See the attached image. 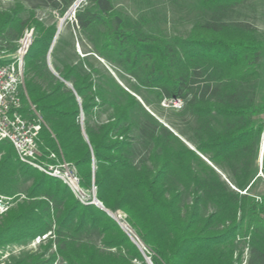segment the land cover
I'll return each instance as SVG.
<instances>
[{"label":"trees","instance_id":"1","mask_svg":"<svg viewBox=\"0 0 264 264\" xmlns=\"http://www.w3.org/2000/svg\"><path fill=\"white\" fill-rule=\"evenodd\" d=\"M19 1L17 9L0 11V48L7 53L30 20L20 16L19 3L61 16L68 7ZM113 1L79 5L73 20L85 56L59 60L61 67L51 66L57 76L46 63L56 25L32 23L21 98L26 116H33L31 107L41 116V158L52 152L73 165L80 186H93L105 210L124 213L152 264H237L242 239L245 264H264V193H251L264 134V34L248 20L230 19L251 0H189L209 18L185 35L158 27L153 0H134L136 17ZM164 99L182 100L176 116L193 120L185 141L148 109ZM24 179L31 183L25 200L0 219V248L50 233L44 241L55 254L11 264H53L57 257L62 264H145L108 213L81 204L0 141V194L14 196Z\"/></svg>","mask_w":264,"mask_h":264},{"label":"rangeland","instance_id":"2","mask_svg":"<svg viewBox=\"0 0 264 264\" xmlns=\"http://www.w3.org/2000/svg\"><path fill=\"white\" fill-rule=\"evenodd\" d=\"M60 1L62 5L68 3V7L62 16L59 14V11L49 8H37L35 9V11H32L30 10L31 3L28 1L22 2V4L19 3V5L21 6L20 16L25 20H28L30 18L24 29L26 27H33L32 23L34 21H39L44 25V27H47L54 23L56 25V30H57L58 26L61 23V20L65 17V19L61 24L59 34L57 35V38L54 43L55 46L54 52L52 55L50 54L49 56V61L51 66L58 65L59 67H61V62L58 63L59 60L62 62H68V61L73 62L74 60H76V57L82 58L83 56H85L83 54L84 48L82 47V44L78 39V36L76 35L74 20H73L75 11L77 10L78 7H80L79 5L83 3L85 0H81L78 7L71 13L69 12V9L77 0H60ZM18 2L20 1L0 0V11L4 12L9 10L11 11L15 10L17 9ZM113 2L115 8L121 10L125 14L130 15L132 17H136L139 12L137 5L134 3V0H114ZM153 4H154V9L157 12V19H158L157 25L167 35H185V33L194 23L197 22L202 23L209 18V14L207 13L198 12L190 9V7H188V5H190L189 0H153ZM230 19L248 20L258 28L259 34L263 35L264 34V0L249 1V3L242 6L239 9V11H237V14L234 13L233 15H231ZM93 57L96 59L95 56ZM109 70L121 83V85H123L124 87L125 85H127L125 82L122 83L123 81L121 82L119 77H117L111 69ZM138 98L140 99V97ZM23 106L25 109V105ZM148 109L150 111L152 109L151 112H153L154 116L161 123L166 125L172 131H174L178 136H180L182 140H184L185 135H183L184 136L183 137L182 134L188 133L187 124L188 123L192 124L193 123L192 119H188L187 122H180L178 117L176 116V111L163 108L161 104L160 105L154 104V106ZM105 116L106 115L103 114L101 115V118L105 119ZM188 146L191 147V145L189 144ZM260 156L263 157V151L261 154V150L259 152V160H260ZM203 159L209 166L214 168V166L207 160L206 157H204ZM262 169L263 171H261ZM259 172L260 173L258 174V176L260 177V179L254 183L251 189V193L255 195H260L264 193V164L262 166V159H261V163H259ZM30 185H31L30 181L24 179L21 180L20 184L18 185V193L15 194L14 196L6 197L0 194V196L3 197V201L8 202L9 204V209L5 213L15 208L19 203L25 200V190L28 187H30ZM87 194L88 196H91L90 192ZM74 198L81 203V201L78 198L76 197ZM83 201H84L83 205H88V202L85 199H83ZM5 213L0 215V219L5 215ZM131 232L132 233H130V236L132 237V239L130 238L129 239L132 243L135 244L137 242L135 238L138 239V237L136 236V234L132 229ZM132 240H134L135 242ZM32 242L33 241L20 243V244L6 245L0 248V264H11V262L15 261L16 259L25 258L27 256H31L32 258H39L41 260H46L55 254V246L51 245L52 242L51 244L48 241H44L36 244H33ZM94 242L98 244L96 241ZM246 242L247 240L245 239L240 240L241 244H239L238 249L234 254V257L235 258L237 257L238 259L237 264H245L248 254V245ZM135 245L139 249L145 264H152L149 259L150 253L144 247V245L141 242L139 244L136 243ZM104 249L107 252H114V253L116 252L114 248L112 249L104 248ZM133 263L141 264V262H137L135 260L133 261ZM53 264H62V262L60 261V258L57 257Z\"/></svg>","mask_w":264,"mask_h":264},{"label":"built area","instance_id":"3","mask_svg":"<svg viewBox=\"0 0 264 264\" xmlns=\"http://www.w3.org/2000/svg\"><path fill=\"white\" fill-rule=\"evenodd\" d=\"M80 1L74 2L69 9L70 13L78 7ZM34 37V28L26 27L14 42L15 48L12 53H7L6 50L0 48V60L3 61L2 63L0 62V141H5L12 145L20 163L30 166L49 177L60 180L82 204H84L83 199H85L88 204L95 205V188L92 186L90 190H85L80 186V180L73 165L65 161H59L52 152L49 153L47 158L48 160H54V163L41 158L42 155L39 150V132L42 125L41 116L34 111L33 107L30 108L33 110V116L28 117L26 116L27 114L25 115L21 98L24 59ZM160 104L163 108L173 110H181L184 105L180 99H164ZM89 192L91 196H88L87 193ZM8 209V202L3 201V197L0 196V215L4 214ZM110 217L132 239L130 236L132 232L126 222L125 214L122 212L110 213ZM49 235L50 233H47L44 236L36 237L32 243H40ZM135 239L136 243L139 244V240Z\"/></svg>","mask_w":264,"mask_h":264},{"label":"water","instance_id":"4","mask_svg":"<svg viewBox=\"0 0 264 264\" xmlns=\"http://www.w3.org/2000/svg\"><path fill=\"white\" fill-rule=\"evenodd\" d=\"M64 19H65V17L61 20V23H60V25L58 26V28H57V30H56V33H55V35H54V38H53V40H52V43H51V45H50V48H49L48 53H47V56H46V63H47V66H48L49 70L51 71V73H52L53 75H55V76H57V74L55 73V71L52 69V67H51V65H50L49 56H50V52H51V50H52V48H53V46H54L55 40H56V38H57V35L59 34V31H60V28H61V24H62V22H63ZM65 85H66L67 87L71 88V85H70L69 83L65 82ZM190 148H191V147H190ZM191 149H192V148H191ZM263 149H264V134H263L262 137H261V146H260L261 154H262ZM261 159H262V156H260L259 163H261ZM259 173H260V172H259ZM259 173H258V174H259ZM95 206H97L98 208H100V209H102L103 211H105L106 213H108V215H110V212L107 211V210H105V209L103 208L102 204H101L96 198H95Z\"/></svg>","mask_w":264,"mask_h":264}]
</instances>
